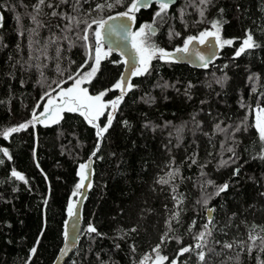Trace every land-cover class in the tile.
Here are the masks:
<instances>
[{
	"label": "trees",
	"instance_id": "16d2710c",
	"mask_svg": "<svg viewBox=\"0 0 264 264\" xmlns=\"http://www.w3.org/2000/svg\"><path fill=\"white\" fill-rule=\"evenodd\" d=\"M75 2L55 10L91 22L126 11L131 0L88 16L85 13L104 0H80L74 12ZM36 3L0 0V131L31 121L33 112H41L45 93H54L58 83L65 86L70 74L92 64L84 42L76 38L79 29L65 31L66 21L47 15L54 9L42 8L39 35L29 31L36 27L28 16ZM196 3L177 0L170 5L166 22H157L150 43L175 50L188 36L213 30L211 21L219 19L225 21L221 38L233 44L220 47L215 62L202 69L153 59L149 74L130 77L136 87L124 96L102 141L79 113L67 111L53 124H29L7 139L0 136V149L11 156L0 151V264H51L56 258L70 202L80 194L78 168L86 159H92V181L82 207L79 245L63 264H141L145 256L155 259L157 245L169 258L164 264H200L201 250L205 264L264 261L260 239L255 244L249 239L250 234L264 236V160L258 158L264 142L253 126V111L264 108V0H212L203 22ZM157 10L155 3L140 9L132 31L152 23ZM249 33L260 47L236 57ZM55 37L60 39L52 43ZM90 40L94 48L91 33ZM123 65L118 54L104 56L99 71L84 84L88 94L106 91L105 99L119 97L114 85ZM106 116L98 118L101 127ZM217 124L227 130L218 131ZM13 170L27 183L12 177ZM162 178L169 182L159 183ZM224 184L227 191L216 196ZM208 208L214 209L211 223L205 216ZM206 224L211 236L196 249L197 243H204L197 237ZM89 225L101 235L88 233ZM225 243L233 247L225 248ZM189 246L191 252L179 255Z\"/></svg>",
	"mask_w": 264,
	"mask_h": 264
},
{
	"label": "snow or ice",
	"instance_id": "6c2138e0",
	"mask_svg": "<svg viewBox=\"0 0 264 264\" xmlns=\"http://www.w3.org/2000/svg\"><path fill=\"white\" fill-rule=\"evenodd\" d=\"M87 2V0H85ZM70 0H59L57 4H53L51 0H37V3L32 6L33 11L28 13V16L30 17V20L33 24L36 25L35 28L29 29L32 33H35L36 35H39L37 29L40 27H43L44 25L41 23V21L38 19L39 15L41 14V10L43 7H47L50 9H54L50 13H47V15H50L52 17H59L60 19L66 21V24L64 26V30L67 32H71L73 27L79 29L77 32L76 38L83 41V46L87 49L88 53V59L94 60V63L90 66V71L87 73H81V71H76V73L70 74L68 76V80L73 81V86L68 87L67 89H64L61 87V84H57V87L60 88V91L57 93V97H52L51 92L45 93V96L49 97L47 100V105H52V107H48L47 105L43 108V111L40 115L46 116V118H52L55 115V119L53 122H58L61 118L58 113L59 112H78L84 119L96 129V135L98 140L102 141L104 138V134L108 132L109 128L112 126L113 120L115 119L114 113L118 110L119 104L123 101L124 96L127 94L128 91L132 90L135 85H132L126 77H121V79L114 85L115 89H120V95L114 100L111 101H103L104 95H106L105 92H101L98 95H89L88 90L85 88H82L81 85L84 82H88L89 78L94 76L97 71H99V66L101 64V57L107 56L111 49L108 50V52L103 51V41L105 37V33L108 35L111 34H125L124 38L127 39L129 36L132 39V46L136 50L139 61H140V67L133 66L134 70L132 72V75L140 76V75H146L149 74V69L151 67V61L153 59H160L168 63H174L178 62L177 58L174 54L169 53L165 51L163 48H159L157 45L150 43V38L154 36L157 32V22H159L160 25H163V23L166 22V18L168 17V10L170 5L175 3V0H131V3L127 6L126 11L122 13H118L115 16H108L107 19H104L101 17L100 19L93 18L91 22L87 18H80L78 15H70L68 13H62L58 12L55 9L59 8L62 4H69ZM152 3H155L158 5V10L155 12L153 16L152 23H146L140 26V28L136 32H129L128 29L130 28L129 24H120L116 25L115 23L110 24L109 21H117V20H127L131 22H135L136 16L135 13L140 11L141 8H148ZM80 4V0H76L74 4L71 5L74 12L78 11V5ZM212 4V0H198V3L195 4V7L198 10L199 16L202 18L200 22H203V19L205 18V12L208 10V6ZM124 6V0H113V2H108V0H104V2L97 3L95 7L88 10L85 15H91V12H103L105 9L111 11L115 6ZM27 7V6H26ZM221 12H223V9H220ZM181 21L183 22V15L184 10L181 9ZM4 17L0 15V22H2ZM17 22L21 23L22 17L17 14L16 16ZM225 21L221 20H213L211 21V28L213 30H205L200 32L198 36H188L183 43V47L177 48L176 52H183L187 53L189 51L190 46H192L195 43L204 44L208 41L209 37L214 38V41L217 45L220 47H223L224 45H232L233 40L231 39H222L221 38V28L222 24ZM83 24L84 27L80 29V25ZM93 25H95V29H93ZM0 26H2V23H0ZM21 27H23L21 23ZM56 27H60L59 25H56ZM82 32V35L80 34ZM90 33L91 36L94 37V48L92 45V42L90 40ZM20 35H24V32L21 31ZM173 33H169V37L171 38ZM176 36H179L180 33H175ZM139 38V39H138ZM60 39V37H55L51 39L52 43H56V41ZM63 39H68L67 36H64ZM73 46L71 43L69 47ZM260 45L257 44L254 41L252 34H247L246 38L243 40L242 45L239 47V49L235 52V56L239 57L242 53H244L248 49L253 48H259ZM60 49L57 48V57L60 55ZM94 52V56H93ZM197 58L201 61L202 65L204 67H207V64L211 62L210 58L208 60H205V57L201 55L199 52L196 53ZM81 68L84 67V65L80 66ZM226 67V65H225ZM57 71L60 72L62 75L63 72L61 71L59 65H57ZM226 79V77H225ZM219 82V81H218ZM55 83V82H54ZM62 83H67V80L63 81ZM163 87H167V85H163ZM191 87V85H190ZM112 89H109L108 91H111ZM55 91V89H53ZM59 99V103H56V99ZM43 99V97H42ZM39 107V105H37ZM111 107V111L108 113L106 124L101 127L99 124L96 123L98 118L104 114V112ZM36 122H43L40 121L39 116L36 115L35 112H33V119L27 123H22L17 127H11L4 129L0 131V136L7 139L9 138L13 133L20 132L21 130H25L29 127V124H35ZM125 124L127 121L124 122ZM259 132V137L262 142H264V108L258 109V115L256 119V125ZM216 128L218 131L225 132L227 129L220 128V125L217 124ZM236 131H240V128L238 127ZM0 151H3L4 156H7L9 159H11V156L9 155L7 149H0ZM99 151V144L97 145V148L95 151L92 152V156H96V153ZM227 151L233 152L232 148H228ZM257 157H254V159ZM259 159L264 160V147L261 148L260 154L258 156ZM2 162V161H0ZM193 163L195 161L193 160ZM223 164H227L228 161H222ZM90 169V164L85 163L80 165V182L76 185L77 190L85 187V180L90 175V172L86 171ZM240 171L239 168H236L234 171V174H238ZM12 177L16 178L17 180L24 181L25 177L22 176L19 172L13 170L11 172ZM172 173H169L168 176L171 178ZM169 181L167 179H161L159 183L167 184ZM209 183H212L209 181ZM87 187H91V184L89 183ZM228 184H224L222 186H219L217 191L215 192L216 196H219L221 193L226 192L228 189ZM73 195H76V193H73ZM261 195H264V193H261ZM199 202V201H198ZM46 203V201H45ZM204 205L207 206L209 201L204 200ZM73 205H69L68 211L69 214L72 215ZM214 209L208 208V212L211 213ZM179 215L178 213L176 214ZM209 223H211V219L209 220ZM170 230H171V226ZM205 231L200 232L199 236L197 237L198 240L204 242L203 244L197 243L195 245L196 249H202L204 245H206L205 236H211V231H208V225H204ZM132 231H135V229H132ZM264 231V229H262ZM88 233H96L97 235H101L100 233H97V230L95 227L89 225L87 229ZM65 236L67 237V232H65ZM167 238V233H165L164 238H162L161 243L164 242V240ZM249 239L252 241L253 244H255L257 239H260L261 244L264 245V236H254L249 235ZM179 242V240H178ZM225 248L231 249L233 245L231 243H225L223 245ZM119 247V245H117ZM133 250H135L133 248ZM31 254L36 253V247H33L31 250ZM153 251L156 253L155 260L153 261V264H164L165 261H168V257L165 255L160 254V246L157 245ZM192 251V247H183L180 249L179 255L183 256L185 253H189ZM261 252H264V247L260 248ZM249 253H251V248L249 249ZM152 259L150 256H145L143 260L141 261V264H146L148 260ZM206 259V253L201 250L198 253V260L200 264H205ZM170 264H177L176 260H172ZM260 264H264V261H261Z\"/></svg>",
	"mask_w": 264,
	"mask_h": 264
},
{
	"label": "water",
	"instance_id": "95a60500",
	"mask_svg": "<svg viewBox=\"0 0 264 264\" xmlns=\"http://www.w3.org/2000/svg\"><path fill=\"white\" fill-rule=\"evenodd\" d=\"M176 1L177 0H175V3ZM151 5H153V3ZM141 9L148 10L149 7L141 8ZM0 15H2L1 10H0ZM105 19H107V17ZM109 23L110 24L115 23L116 25H120L122 23L129 24L130 25V28L128 29L129 32H132V27L134 26L133 22L127 21V20H123V21L117 20L115 22L109 21ZM124 35L125 34L123 33L121 34L114 33L111 35H108L107 33H105L103 45L111 49V53L118 54L122 58V60H124V65L121 71V77H126L127 80L129 81L130 77L132 76V72L134 70L133 66L135 65L137 67V64H139V60L137 58L136 50L133 48L131 44V40H132L131 37L129 36L127 39H125ZM219 48L220 46L215 43L214 38L209 37L208 41L204 44H199V43L194 42V44L190 46L189 51L187 53L176 52V49L170 50L169 53L174 54L175 57L177 58L178 62H174L175 64H179V65L185 64L187 67L191 69H194V68L202 69L206 67L202 65L201 61L197 58L196 53L199 52L201 55H203L205 57V60H208L210 58L211 60L210 63H213L217 59ZM210 63H208L207 66ZM121 77L119 79H121ZM119 93H120V90H119ZM258 109H260V107ZM38 116L40 118V121H43V119L46 118V116H42L40 114ZM35 124H42V122H36ZM85 163L90 164V169L86 170L90 172V175L85 180V187L79 189L80 194L77 195L74 201L75 203L72 204L73 205L72 215L69 214V211L66 215L67 219L65 220L64 225H63V228H64L63 240H62L63 243L62 245H60V248L57 252V256L56 258H54L51 264H63L64 261H66L72 255L76 246L79 245L78 240H79L80 232L82 231L81 221L83 219L82 207L84 206V198L86 196V193L88 192L87 185L92 181L91 175H92V168H93L92 159H86L83 162V164ZM79 173H80V168H78V177H80ZM211 215H212V212L209 213L207 209V212L205 215L207 221L210 220ZM65 232H67V237L65 236Z\"/></svg>",
	"mask_w": 264,
	"mask_h": 264
},
{
	"label": "rangeland",
	"instance_id": "374dc122",
	"mask_svg": "<svg viewBox=\"0 0 264 264\" xmlns=\"http://www.w3.org/2000/svg\"><path fill=\"white\" fill-rule=\"evenodd\" d=\"M143 25V24H142ZM140 28V27H139ZM138 28V29H139ZM137 29V30H138ZM137 30H135V31H132V32H136ZM139 39V38H138ZM131 44H132V40H131ZM108 50H109V48H107L105 45H103V51L104 52H108ZM111 52V51H110ZM136 54H137V52H136ZM93 56H94V53H93ZM104 56H102L101 57V59L103 58ZM137 58H138V60H139V56H138V54H137ZM92 62V64L94 63V60H92L91 61ZM91 64V65H92ZM90 65V66H91ZM90 66H88L86 69H82L81 70V73L83 74V73H87V72H89L90 71ZM141 65H140V61H139V64H137V67H140ZM90 79H92V77H90L89 78V80ZM87 82H84L82 85H81V87L82 88H85V89H87L85 86H84V84H86ZM73 86V81L72 80H70L65 86H62V88H64V89H67L68 87H72ZM60 91V88H58L56 91H54V93H51V96L52 97H57V93ZM90 95V94H89ZM94 95H98V93L97 94H93V96ZM104 97H105V95H104ZM103 97V101H105V102H107V101H111V99H105ZM49 99V97H45V99H44V103H43V105H42V108H41V112L43 111V108L47 105V100ZM116 99V98H115ZM114 100V99H113ZM56 103L58 104L59 103V99L57 98L56 99ZM48 107H52V105H47ZM111 111V107H109L105 112H104V114H106L107 116H108V113ZM41 112L39 113V114H41ZM76 113H78V112H76ZM38 114V115H39ZM103 114V115H104ZM37 115V116H38ZM58 115L61 117L62 116V112H59L58 113ZM103 115H101L100 117H102ZM257 115H258V111H253V119H254V124H253V126H254V128H255V130H256V132H258V130H257V128L255 127V125H256V119H257ZM107 116H106V120H107ZM99 117V118H100ZM56 117H55V115L52 117V118H44L43 119V122H42V124H48V125H50V124H53V123H55V122H53V120L55 119ZM84 118V117H83ZM86 121V120H85ZM86 123L87 124H89L87 121H86ZM96 123H98V120L96 121ZM90 125V124H89ZM259 133V132H258ZM76 199V198H75ZM75 200H72L70 203H72V204H74L75 202H74ZM71 204V205H72ZM155 259H152V260H148L147 262H146V264H153V261H154Z\"/></svg>",
	"mask_w": 264,
	"mask_h": 264
}]
</instances>
